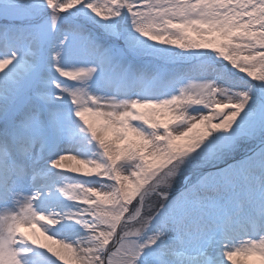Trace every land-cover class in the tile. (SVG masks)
<instances>
[{
	"label": "snow or ice",
	"instance_id": "1",
	"mask_svg": "<svg viewBox=\"0 0 264 264\" xmlns=\"http://www.w3.org/2000/svg\"><path fill=\"white\" fill-rule=\"evenodd\" d=\"M0 264H264V0H0Z\"/></svg>",
	"mask_w": 264,
	"mask_h": 264
},
{
	"label": "bare ground",
	"instance_id": "2",
	"mask_svg": "<svg viewBox=\"0 0 264 264\" xmlns=\"http://www.w3.org/2000/svg\"><path fill=\"white\" fill-rule=\"evenodd\" d=\"M25 231H27V229H25ZM37 236H38L40 242L47 244L48 246H50V247L53 248L54 250L59 249V245H57V244L54 243L53 241L47 240V239H45L43 236H39L38 233H37ZM234 259H240V258H234Z\"/></svg>",
	"mask_w": 264,
	"mask_h": 264
}]
</instances>
